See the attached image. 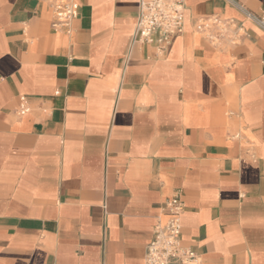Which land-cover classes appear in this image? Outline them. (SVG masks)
Returning <instances> with one entry per match:
<instances>
[{"label":"crops","instance_id":"1","mask_svg":"<svg viewBox=\"0 0 264 264\" xmlns=\"http://www.w3.org/2000/svg\"><path fill=\"white\" fill-rule=\"evenodd\" d=\"M77 2L54 28L48 0H0V264H144L174 194L202 264H264V31L184 0L160 52L131 44L138 0Z\"/></svg>","mask_w":264,"mask_h":264},{"label":"built area","instance_id":"2","mask_svg":"<svg viewBox=\"0 0 264 264\" xmlns=\"http://www.w3.org/2000/svg\"><path fill=\"white\" fill-rule=\"evenodd\" d=\"M237 8L246 19L264 31V19L245 7L239 0H225ZM54 20V28H66L78 14L77 0H48ZM184 0H138L136 19L131 44L155 43L162 52L171 41L183 32ZM194 26L204 31L209 39L217 40L234 27L232 20H223L218 16L202 17ZM18 114L29 110L25 97L19 98ZM163 208L166 220L157 223L153 236L146 245L144 264H202L200 256L181 242L183 202L178 194L166 199Z\"/></svg>","mask_w":264,"mask_h":264}]
</instances>
